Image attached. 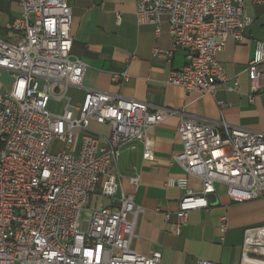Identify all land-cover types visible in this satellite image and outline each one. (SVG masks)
Returning a JSON list of instances; mask_svg holds the SVG:
<instances>
[{
    "label": "built area",
    "instance_id": "1",
    "mask_svg": "<svg viewBox=\"0 0 264 264\" xmlns=\"http://www.w3.org/2000/svg\"><path fill=\"white\" fill-rule=\"evenodd\" d=\"M19 4L21 16L11 23L16 42L0 39V69L12 79L10 89L0 93V264H161L160 252L142 256L130 249L141 208L122 190L121 176L109 169L133 143L141 144L143 160L152 162L149 133L173 116L179 117L182 144L174 160L202 183L201 192L193 193L185 178L168 180L167 186L184 191L176 232L191 211L208 209L215 183L224 185L235 203L264 197V134L225 123L216 129L173 110L149 111L145 103L96 90H87L82 103L72 105L66 91L81 87L86 66L70 56V7L66 0ZM245 7L246 0H139L135 17L138 26L152 25L158 33L166 16L172 39L167 54L186 53L185 66L172 71L167 84L213 96L220 88L238 90L217 55L228 39L243 42L251 23ZM263 63L264 42H257L246 68L250 104L264 88ZM111 80L123 84L128 76ZM91 122L109 126V135L92 133ZM54 140L64 145L56 153L50 150ZM129 183L137 187L139 176ZM97 193L118 206L90 210ZM226 228L223 217L220 233ZM239 264H264V226L244 231Z\"/></svg>",
    "mask_w": 264,
    "mask_h": 264
},
{
    "label": "crops",
    "instance_id": "2",
    "mask_svg": "<svg viewBox=\"0 0 264 264\" xmlns=\"http://www.w3.org/2000/svg\"><path fill=\"white\" fill-rule=\"evenodd\" d=\"M138 1L66 0L72 15L70 56L86 66L81 87L68 88L77 96H67L66 91L70 103L75 105L87 90H96L145 103L149 111L173 110L216 129L221 130V123H225L229 127L264 134V88L250 104L246 73L255 44L264 42V3L253 4L246 0L245 13L251 23L244 33L243 42L228 39L217 55L229 83L236 80L238 90L228 92L220 88L213 96H199L167 84L169 74L185 66L186 53L179 49L172 55L167 54L172 49V39L166 16L161 18L158 33L152 25L136 24ZM21 13L19 0H0L1 40L16 42L11 23ZM155 49L159 50L157 54L153 52ZM260 70L264 75V63ZM2 74L10 76L0 69V77ZM122 74L128 76L125 83L112 82L113 75ZM4 92L0 90V93ZM178 123L179 117L173 116L150 131L152 162L144 161L142 145L133 143L122 148L116 165L109 169L110 173L121 176L122 190L133 194L135 204L141 208L130 249L142 256L160 252L161 264H196L198 260L239 264L244 231L264 226V197L235 203L228 198L226 187L215 183L214 191L207 195L208 209L191 211L186 223L176 232L178 204L184 191L167 186L168 180L185 178L187 190L193 193L202 190L201 180L187 175L174 160L182 152ZM104 126L107 125L91 122L89 129L101 135L93 130ZM79 143L78 139L75 150ZM136 175L139 176V184L133 187L129 179ZM119 194L120 191L116 198ZM93 197L102 200L96 209L101 204L117 205L98 193L91 199ZM223 217L227 228L221 234L219 223Z\"/></svg>",
    "mask_w": 264,
    "mask_h": 264
},
{
    "label": "rangeland",
    "instance_id": "3",
    "mask_svg": "<svg viewBox=\"0 0 264 264\" xmlns=\"http://www.w3.org/2000/svg\"><path fill=\"white\" fill-rule=\"evenodd\" d=\"M11 82H12V79H11L10 76H8L7 74H2L1 77H0V90H1V92L7 91L9 89L10 85H11ZM67 96H70V97L74 98L77 95H75L74 93H72L71 90H68L67 91ZM82 100L80 102H75V105H80L82 103ZM59 108H60V104L59 103H56L54 105L53 111L55 113H57L59 111ZM94 129L95 130H93V132H95L97 134H101L102 136H108L109 135V128L107 126H104V127H94ZM79 134H81V133H79ZM63 148H64V145L61 144L60 142H58L57 140H54L52 142L51 146H50V150H51L52 153H56V152L62 150ZM101 201H102L101 198H99V197H93L91 199V202L88 204V208L90 210L96 209L97 205Z\"/></svg>",
    "mask_w": 264,
    "mask_h": 264
},
{
    "label": "water",
    "instance_id": "4",
    "mask_svg": "<svg viewBox=\"0 0 264 264\" xmlns=\"http://www.w3.org/2000/svg\"><path fill=\"white\" fill-rule=\"evenodd\" d=\"M116 206H118V205H116Z\"/></svg>",
    "mask_w": 264,
    "mask_h": 264
}]
</instances>
